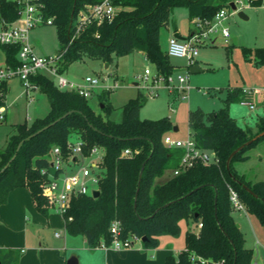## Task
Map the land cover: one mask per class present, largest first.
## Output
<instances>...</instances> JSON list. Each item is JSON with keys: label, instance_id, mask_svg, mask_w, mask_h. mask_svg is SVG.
Returning a JSON list of instances; mask_svg holds the SVG:
<instances>
[{"label": "trees", "instance_id": "obj_1", "mask_svg": "<svg viewBox=\"0 0 264 264\" xmlns=\"http://www.w3.org/2000/svg\"><path fill=\"white\" fill-rule=\"evenodd\" d=\"M36 1L41 4L44 17L51 18L65 48L59 66L61 73L83 55L110 64L115 57L137 50L156 73L166 78L173 73L174 66L159 41L160 29L168 23L171 9L185 6L189 21L212 20L232 0H112L115 7L112 19L98 22L89 17L70 43L75 19L100 0ZM249 2L258 6L264 0ZM20 9L15 0H0V17L7 22L14 21ZM0 48L6 62L15 66L18 46L0 45ZM241 49L245 59L264 65V46ZM30 82L46 95L49 110L43 118L29 124L17 123L0 149V204L6 202L11 190L23 187L29 191L34 208L46 217L54 208L45 190L51 180L52 150L58 147L68 158V141L80 139L84 156L93 146L101 151L99 194L72 197L62 214L68 234L83 235L93 247L109 244L110 225L117 220L120 238L145 236L143 247L155 248L160 235L177 236L179 221L191 220L201 223L198 231L186 230L184 247L176 255H166L162 264H251L253 250L245 247L243 234L233 220L229 187L238 193L246 211L264 227V180H246L234 166L235 162L247 160V149L263 140L264 135L238 150L226 168L230 153L264 130V115L258 117L252 130L238 125L229 114L231 101L245 100L243 88L228 87L223 105L217 110L205 112L196 107L187 111L188 135L197 147L214 152L218 161L196 162L157 181L179 166L184 152L181 147L168 148L163 143V136L173 129L168 117L140 118L137 95L122 105V119L115 122L93 110L87 98L75 91L59 89L45 75L31 76ZM7 90V81H1L0 105H4ZM109 108V104L103 103L101 110ZM126 148L131 154L121 155ZM20 255L16 249L0 248V264H17Z\"/></svg>", "mask_w": 264, "mask_h": 264}, {"label": "rangeland", "instance_id": "obj_2", "mask_svg": "<svg viewBox=\"0 0 264 264\" xmlns=\"http://www.w3.org/2000/svg\"><path fill=\"white\" fill-rule=\"evenodd\" d=\"M232 1L236 9L225 7L227 15L218 25L214 26L213 30L216 31L207 32L206 37L199 35V41L195 42L197 54L194 65L198 66V71L189 70L190 65L185 57L169 56V61L174 66L172 77L178 74L187 75L188 88H175L169 92L161 80L137 79L136 77L142 74L145 68L155 73L154 66L147 61L142 52L137 50L115 57L107 65L98 58L83 55L66 67L63 76L78 83L83 82L84 78L89 76L97 78L99 84L103 86L117 84L113 90L106 91L97 88L87 98L93 110L115 122L122 119V105L129 98L139 95L140 118L168 117L172 125L177 126V130L169 129L166 132L174 140H185L188 137L187 111L189 108L200 107L205 112L217 110L223 105L226 89L240 87L249 91V99L252 100L254 109H250L245 103L233 100L228 106V111L231 116L235 117L238 125L254 130L258 117L264 115V102L262 101L264 98L262 92L253 93L252 89L264 88V65L245 59L241 48L242 46L251 48L264 46V2L258 6H251L249 0ZM238 11H241L246 18L239 17ZM77 20L78 17L74 21L75 24ZM221 27L227 28L226 37L220 33ZM175 28L181 37H188L191 31L196 30L194 22L188 19L185 6L173 7L169 13L168 23L160 29L159 42L163 51L167 50L168 39L174 35ZM191 38L192 36L186 40ZM29 41L33 51L39 55H54L62 49L56 28L52 24L32 28L29 31ZM2 55L3 51L0 48V58ZM8 85L9 89L4 98L5 117L0 120V149L5 145L8 136L14 132V126L17 123L26 121L29 124L37 118H43L49 110L46 95L38 89L25 91L24 87L13 79L8 80ZM150 90L156 91L152 97L146 96L147 91ZM103 103L109 104V110H101ZM74 141V139L71 140V142ZM246 153L249 159L243 163L235 162L234 166L245 172L251 179L264 180V139L248 148ZM100 155L101 151H98L96 155L78 156L74 162L64 165V173L71 174L82 165L91 164ZM19 189L21 188L13 190L18 191ZM233 209V220L236 225L241 226L239 229L244 237V245L257 249L260 252L257 262L264 264V227L253 214L246 211L244 206L241 209L234 207ZM24 214L27 217V219L24 218L25 221L14 217L11 221L8 220L7 223L4 221L0 224V239L10 242L13 247L22 245L18 232L22 223L29 225L31 223L32 215L27 210ZM178 224L180 233L177 236L169 234L159 236L160 242H165V247L173 255H176L177 249L184 246V233L188 229L184 219ZM190 226L196 228L193 224ZM29 233H31L30 229ZM44 233L47 240L56 241L50 230H44ZM132 241L133 246L131 247H141L140 239H132ZM24 248L27 247L24 246ZM155 248H146V257L157 263L159 261Z\"/></svg>", "mask_w": 264, "mask_h": 264}, {"label": "built area", "instance_id": "obj_3", "mask_svg": "<svg viewBox=\"0 0 264 264\" xmlns=\"http://www.w3.org/2000/svg\"><path fill=\"white\" fill-rule=\"evenodd\" d=\"M21 5L19 16L12 22H7L0 17V45H17L16 59L18 63L12 66L6 62L5 54L0 58V82L9 79H18L25 91L28 89H36L30 82V77L36 74H42L53 81V83L61 90L75 91L79 95L88 98L97 88L102 90H113L117 84L112 86L100 85L97 78L85 77L83 82L78 83L71 81L63 76L59 71L60 60L65 48L54 55H39L33 51V47L29 41V31L39 25L51 24V18L44 17L41 4L36 0H15ZM229 8V7H228ZM115 13V7L112 0H100L99 2L89 6L87 12H82L78 15L76 28L69 39V43L73 41L79 32L80 26L84 24L89 17L96 19L98 22L103 20H111ZM227 15V8L223 7L217 11L212 20L194 19L196 25V33L190 40H179L174 35L168 39V46L166 53L172 57H185L188 64L191 66L195 63V56L197 49L195 42L199 41V35L206 37L207 32L213 30L214 26L218 25L222 18ZM220 33L226 37L228 35L227 28L221 27ZM194 39V40H193ZM139 80L163 81L169 92L172 89L188 88L187 75L178 74L172 77V74L164 78L158 73H152L149 68H145L143 73L136 77ZM138 84V83H137ZM152 89V88H151ZM246 94L249 91L243 89ZM253 93L262 92L264 98V88L252 89ZM156 91H147L146 96L152 97ZM249 108H253L254 104L251 101L243 100ZM5 107L0 105V120L4 119ZM163 143L166 147H181L184 152L178 167L172 170V174L176 175L184 169L191 167L196 162L202 164L215 163L218 161L214 152L203 150L196 146L194 140L188 135L185 140H174L167 134L163 136ZM68 149L70 154L68 158H64L61 150L54 147L51 154V167L49 176L51 180L46 185L45 190L50 200L54 204V209L60 214H64L69 207L72 197L77 195L91 194L92 190L97 189L98 181L100 179L101 166L100 162L102 154L97 156V159L91 164H84L78 170L71 174L64 173V165H68L78 159L82 154V142L76 139L74 142L68 141ZM100 149L93 146L86 156L96 155ZM131 150L126 148L121 152V155L128 156ZM229 200L232 206L236 209L243 207L239 199L238 193L229 187ZM201 226V223H198ZM120 224L114 220L110 225V233L112 235L109 244L101 243L102 248L122 249L133 245L132 239H140L139 237L129 236L127 238H120ZM58 235V233H56Z\"/></svg>", "mask_w": 264, "mask_h": 264}, {"label": "crops", "instance_id": "obj_4", "mask_svg": "<svg viewBox=\"0 0 264 264\" xmlns=\"http://www.w3.org/2000/svg\"><path fill=\"white\" fill-rule=\"evenodd\" d=\"M174 31V35L178 34L176 28ZM13 80L18 81V83L21 84L18 79ZM245 99L252 102V100L249 99V94H246ZM262 101L264 102V100ZM250 109H254V107ZM233 118L235 119V117ZM248 159L249 155L247 160ZM245 161H241L239 163H243ZM235 169L239 174L243 175L246 180L251 182L259 181L255 178L251 179L247 177V174L242 170H239L236 167ZM170 174L172 175V170L168 171L167 174L159 178L157 181L165 179ZM19 188L22 190L19 189L18 191H14V189L9 192L6 202L0 204V224L4 221L7 223L8 220L11 221L14 217H19L25 221V219H27L24 214L25 210L32 215L30 225L23 222L24 224L22 223L21 226L22 230L20 229V231H18L20 234L19 240H21L22 245L27 248H24L22 245L13 247V244L10 242L0 239V248H10L20 251V254L22 255H20L17 264H66V261L71 256L76 258L77 264H162L165 256L171 254L169 249L165 247V242H160V240L158 246L155 248V253L157 254V259L159 261L157 263L155 260L146 257V248L143 247V245L137 248L128 247L122 249H105L100 246L93 247L88 244L83 235L68 234L65 230L63 215L57 212L54 208L49 211L46 217L40 214L33 206L29 191L27 189L24 190L25 188L23 187ZM58 213L60 215H58ZM186 224L188 227L187 230L196 232L199 229L198 223L192 222L191 220L186 221ZM192 224L196 228H192L190 226ZM237 226L241 228L240 225ZM29 229L31 230V233H29ZM44 230H50L53 233V237L56 238V241H54L56 244L53 241L51 242L46 239ZM56 233H58V235H56ZM182 248H179V250L177 249L176 254ZM247 248H251L253 250L251 264H258L257 260L260 252L257 249L255 250L254 247Z\"/></svg>", "mask_w": 264, "mask_h": 264}, {"label": "water", "instance_id": "obj_5", "mask_svg": "<svg viewBox=\"0 0 264 264\" xmlns=\"http://www.w3.org/2000/svg\"><path fill=\"white\" fill-rule=\"evenodd\" d=\"M229 7H230L232 10H235V9H236V6H235V4H234L233 1H231V2L229 3ZM237 15H238L239 17H241V18H246L245 15H244L241 11H238V12H237ZM194 33H195V31H192L190 35L192 36ZM174 36H175L177 39H179V40H185V39H186V37H181V36H179L178 34H175ZM106 65H107V63H106ZM189 70H190L191 72L198 71V66L193 64V65L190 66ZM101 107H102V105H101ZM173 130H174V131L177 130V126H173ZM263 135H264V130L260 131V132L257 133L254 137H252L250 140L246 141L245 143H243V144H241L239 147H237L235 150H233V151L230 153V155L228 156L227 160H226V168H227V169L229 168L230 160H231L232 156H233L238 150H240V149H241L242 147H244L245 145H248L249 143H251L254 139H256V138H258V137H261V136H263ZM232 178H233V177H232ZM233 179H234V178H233ZM243 187H244L245 190H247L248 192H250L253 196H257L255 193H253V192L249 189L248 186L243 185ZM98 194H99V191H98L97 189H94V190H92V192H91V195L94 196V197L97 196ZM145 239H146L145 236H142V237L140 238V240H141L142 242L145 241ZM66 264H77V260H76V258H75L74 256H71V257L66 261Z\"/></svg>", "mask_w": 264, "mask_h": 264}]
</instances>
